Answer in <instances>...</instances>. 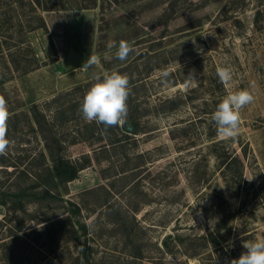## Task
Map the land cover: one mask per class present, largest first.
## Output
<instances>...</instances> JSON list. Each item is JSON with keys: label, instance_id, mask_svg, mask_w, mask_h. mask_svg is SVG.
Wrapping results in <instances>:
<instances>
[{"label": "rangeland", "instance_id": "1", "mask_svg": "<svg viewBox=\"0 0 264 264\" xmlns=\"http://www.w3.org/2000/svg\"><path fill=\"white\" fill-rule=\"evenodd\" d=\"M36 14L46 27L28 38L40 67L0 85L12 141L0 155V264H230L244 241L264 239V0L18 4L11 15L36 25ZM121 40L133 49L124 61ZM71 52L86 62L67 70ZM90 56L98 63L88 67ZM218 67L231 68L230 87ZM112 71L130 78L131 93L126 123L106 129L79 109L94 76ZM190 74L197 82L186 88ZM244 88L254 102L240 135L222 140L212 114ZM48 143L79 168L53 196L32 188L54 166ZM40 152L46 160L31 162Z\"/></svg>", "mask_w": 264, "mask_h": 264}, {"label": "clouds", "instance_id": "2", "mask_svg": "<svg viewBox=\"0 0 264 264\" xmlns=\"http://www.w3.org/2000/svg\"><path fill=\"white\" fill-rule=\"evenodd\" d=\"M133 51L127 41L121 40L116 52V58L124 61ZM98 63V57L90 56L86 65L91 67ZM165 77L168 73H163ZM216 75L226 88L231 86L233 72L229 67H218ZM94 82L84 94L79 111L86 122L102 124L109 127L123 126L127 121V100L131 93L130 78L117 71L94 76ZM197 81L190 74L186 77L184 87H189ZM254 102V95L247 89L230 91L218 103L212 114V120L217 128V135L225 141L235 140L241 131V110ZM10 111L7 100L0 95V155H5L12 145L8 138V121ZM243 247L247 250L238 259H232L230 264H264V239L246 240Z\"/></svg>", "mask_w": 264, "mask_h": 264}, {"label": "trees", "instance_id": "3", "mask_svg": "<svg viewBox=\"0 0 264 264\" xmlns=\"http://www.w3.org/2000/svg\"><path fill=\"white\" fill-rule=\"evenodd\" d=\"M0 0V85L4 84L9 79L11 72L28 73L31 70L40 67L39 58L29 41L28 34L30 31L38 27H46L45 19L42 15L36 14L38 21L36 25H33L32 21H14L12 12L18 4L22 6H31L33 8H40L43 10H56V9H67L69 6L75 8H91L99 5V0H74L71 1L72 5L67 4L69 0ZM128 1V0H123ZM113 3L122 2V0H111ZM30 53L32 56H29ZM33 115L38 124L39 128H43L45 114L39 113L37 105L33 108ZM135 129L137 125L133 124ZM48 151L54 166H47L48 177L45 181L37 178L32 185V188L37 190L43 184L46 185V195L53 196L54 188H57L60 184H67L70 180H73L79 171L77 165L71 162L70 158L66 157L63 153L62 146L57 148L52 147L48 143ZM4 159L5 155H1ZM39 157L46 160L44 152L35 154L31 158V162H34ZM234 159L228 161L227 165L232 163ZM237 160V158H236ZM89 163V159H85L82 166ZM23 173H30V169H24ZM1 184V183H0ZM39 190V189H38ZM1 191V189H0ZM1 191L0 196H2ZM0 203H5L2 197ZM234 215L226 214L216 224L215 230L211 233V236L219 235L220 232L227 227ZM23 222L17 225L16 229L20 230L23 228ZM45 226V225H43ZM84 226V225H83ZM86 234V232H84ZM14 255V254H13ZM87 264H90L87 259Z\"/></svg>", "mask_w": 264, "mask_h": 264}, {"label": "water", "instance_id": "4", "mask_svg": "<svg viewBox=\"0 0 264 264\" xmlns=\"http://www.w3.org/2000/svg\"><path fill=\"white\" fill-rule=\"evenodd\" d=\"M85 62H86L85 57H79L77 54L71 52L69 54V57L67 60L66 68H67V70H71V69H74V68H77V67L83 65ZM129 127H130V129H132L131 126H129Z\"/></svg>", "mask_w": 264, "mask_h": 264}]
</instances>
